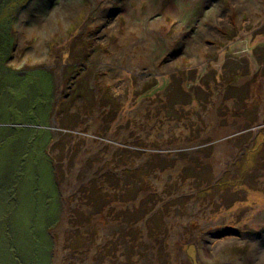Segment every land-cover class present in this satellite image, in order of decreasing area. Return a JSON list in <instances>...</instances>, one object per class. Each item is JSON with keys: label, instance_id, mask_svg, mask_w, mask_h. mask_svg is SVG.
Instances as JSON below:
<instances>
[{"label": "rangeland", "instance_id": "rangeland-1", "mask_svg": "<svg viewBox=\"0 0 264 264\" xmlns=\"http://www.w3.org/2000/svg\"><path fill=\"white\" fill-rule=\"evenodd\" d=\"M1 57L0 264H264V0H0Z\"/></svg>", "mask_w": 264, "mask_h": 264}, {"label": "trees", "instance_id": "trees-1", "mask_svg": "<svg viewBox=\"0 0 264 264\" xmlns=\"http://www.w3.org/2000/svg\"><path fill=\"white\" fill-rule=\"evenodd\" d=\"M1 59H3V57H1L0 58V60ZM66 103V102H65ZM63 106H65V104L64 103H60L59 104V106L57 107V112H59V109H60V107H63ZM0 125H6V124H1L0 123ZM28 125V124H27ZM31 127H35V126H31ZM0 128H24V127H7V126H0ZM26 128V127H25ZM65 135H67V134H64L63 136H65ZM60 153H61V151L60 150H58V155H60Z\"/></svg>", "mask_w": 264, "mask_h": 264}, {"label": "water", "instance_id": "water-1", "mask_svg": "<svg viewBox=\"0 0 264 264\" xmlns=\"http://www.w3.org/2000/svg\"><path fill=\"white\" fill-rule=\"evenodd\" d=\"M0 126H7V127H31L29 125H24V124H6V125H0Z\"/></svg>", "mask_w": 264, "mask_h": 264}]
</instances>
